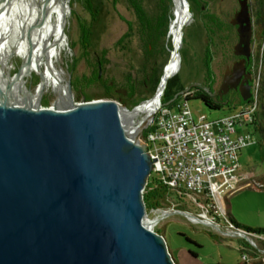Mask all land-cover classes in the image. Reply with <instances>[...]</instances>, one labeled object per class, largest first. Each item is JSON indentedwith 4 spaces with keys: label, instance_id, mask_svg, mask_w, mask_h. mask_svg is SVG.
<instances>
[{
    "label": "water",
    "instance_id": "water-1",
    "mask_svg": "<svg viewBox=\"0 0 264 264\" xmlns=\"http://www.w3.org/2000/svg\"><path fill=\"white\" fill-rule=\"evenodd\" d=\"M172 2L176 20L178 12L183 16L172 58L154 98L135 109L116 101L75 104L70 81L61 109L43 108V96L33 104L24 92L19 102L0 91V264H178L148 218L144 194L154 161L142 140L181 68L184 29L192 18L187 0ZM239 4L231 25L240 60L226 71L218 94L239 91L246 103L254 30L248 0ZM173 62L178 66L171 71ZM133 118H142L136 127Z\"/></svg>",
    "mask_w": 264,
    "mask_h": 264
},
{
    "label": "rangeland",
    "instance_id": "rangeland-1",
    "mask_svg": "<svg viewBox=\"0 0 264 264\" xmlns=\"http://www.w3.org/2000/svg\"><path fill=\"white\" fill-rule=\"evenodd\" d=\"M134 2L145 13L146 19L142 23ZM187 3L192 18L184 29L181 68L171 79L175 85L173 91L194 93L196 89H204L211 91L215 99L231 106L211 111L202 101L190 100L195 120L206 116L209 121L238 112L256 96L254 126L237 128L239 134L251 133L256 144L239 155V178L242 180L226 200L219 202L223 212L214 216V220L220 231L192 223L191 218L183 213L198 216L204 209L186 197L181 200L175 192H169L171 202L166 199L162 208L156 209L167 212V216L162 218V213L149 211L148 218L151 227L166 239L174 260L179 264H245L246 261L248 264H263L264 235H254L238 228L230 216L247 228L264 229V190L256 189V184L264 185V139L257 131L259 126L264 129V37L258 35L257 24L259 7L264 0H248L254 23L248 64V71L252 74V97L243 106H240L243 99L239 91H232L222 98L218 94L226 71L240 60L234 54L239 42L237 29L231 25L235 14L240 11L239 0H187ZM70 8L66 26L68 47L61 64L66 71L65 87H68V81L71 83L73 102L116 101L130 111L154 98L158 81L160 83L172 58L173 38L169 37L175 17L172 0H71ZM12 45L15 47L14 40ZM12 64L11 75L15 78L23 61L16 56ZM24 80L27 89L37 99L40 74L35 73ZM59 94L53 88L46 89L41 106L55 108L60 103ZM65 105L63 103L62 107ZM232 108L237 109L232 112ZM140 121H135L136 126ZM247 176L249 180H246ZM151 177L155 179L156 175L152 173ZM157 219L159 222L156 224L155 221L154 225L153 221ZM191 254L199 255L198 259Z\"/></svg>",
    "mask_w": 264,
    "mask_h": 264
},
{
    "label": "built area",
    "instance_id": "built-area-1",
    "mask_svg": "<svg viewBox=\"0 0 264 264\" xmlns=\"http://www.w3.org/2000/svg\"><path fill=\"white\" fill-rule=\"evenodd\" d=\"M194 93L188 92L174 105L162 107L142 140L154 161L153 174L158 182L181 200L186 197L204 209L198 216L183 214L194 224L219 230L214 220V216L223 212L219 202L226 200L242 180L239 155L256 144L251 133L239 134L237 128L254 126L257 98L220 120L209 121L206 116L195 120L187 100ZM245 178L249 180L248 176ZM166 199L171 202L170 196ZM152 212L162 213V218L168 214L159 210ZM155 221L159 222L154 220V225Z\"/></svg>",
    "mask_w": 264,
    "mask_h": 264
},
{
    "label": "bare ground",
    "instance_id": "bare-ground-1",
    "mask_svg": "<svg viewBox=\"0 0 264 264\" xmlns=\"http://www.w3.org/2000/svg\"><path fill=\"white\" fill-rule=\"evenodd\" d=\"M70 4L71 0H0V91L2 93L6 94L10 91L14 100L22 102L21 93L24 92L28 101L36 104L46 89L53 88L60 93V103L56 106L61 109L63 103L67 104L69 92L68 87L64 85L66 71L61 60L68 47L66 26L71 14ZM176 12L175 8L174 14ZM178 15L182 16L180 12ZM179 17L178 20L174 17L171 24L172 38L177 35ZM185 17L190 18L189 12L186 11ZM13 40L15 47L12 45ZM16 56L23 61L20 80L11 75L12 60ZM29 61L30 65H28ZM177 66L178 63L173 62L171 71ZM35 73L42 77L37 99L27 89L24 80ZM153 108L154 106L150 105L143 110L148 115ZM137 115L138 113H135V116ZM130 121L132 127H136L134 118Z\"/></svg>",
    "mask_w": 264,
    "mask_h": 264
},
{
    "label": "trees",
    "instance_id": "trees-1",
    "mask_svg": "<svg viewBox=\"0 0 264 264\" xmlns=\"http://www.w3.org/2000/svg\"><path fill=\"white\" fill-rule=\"evenodd\" d=\"M133 5H134V8L136 10V13L140 17L141 23H142V21H144L146 19L145 13L143 12L141 6L137 5L136 2H134ZM257 17H258L257 24L259 26L258 35H260V37H264V4L260 5ZM208 69H209V66H208ZM158 84H159V81H158ZM168 84L169 85H167V89H166L164 97H163V107H170V106L174 105L175 103H177L181 99H183V96L186 94V91H184V90H181L178 93H174L173 90L175 88V85H174L173 80H170ZM107 95H109V94H107ZM133 95H135L134 92H133ZM192 99H197V100L202 101L205 104V106L211 111H219V110L223 109L224 106H229L231 108L230 105H225L219 99H215L213 97L211 91H206L204 89H196L194 96L187 98L188 102ZM245 104L246 103L241 101L240 106H243ZM236 109L237 108H235V109L232 108V110L231 109L230 110L232 112H234ZM257 131H259L262 134V137L264 139L263 127L259 126ZM260 186H264V185L260 184ZM258 190H264V187L258 188ZM168 195H169L168 189L164 185L160 184L158 182L157 178L154 179V177H150V179L148 181L147 188L145 190V194H144V201H145V205H146L148 212L151 210L161 209L163 204L165 203ZM230 218H231V222L235 226H237L238 228L243 229L247 232H250L251 234H254V235H264V229L247 228L245 226L238 224L236 222V220H234L232 218V216H230ZM156 233L163 236L160 233V231H156ZM191 255H192V257L197 256V254H191ZM242 264H244V263H242ZM245 264H248V263L245 262Z\"/></svg>",
    "mask_w": 264,
    "mask_h": 264
},
{
    "label": "flooded vegetation",
    "instance_id": "flooded-vegetation-1",
    "mask_svg": "<svg viewBox=\"0 0 264 264\" xmlns=\"http://www.w3.org/2000/svg\"><path fill=\"white\" fill-rule=\"evenodd\" d=\"M250 12H251V9H250ZM251 15H252V12H251ZM253 26H254V23H253ZM237 29V28H236ZM239 59V58H238ZM249 72V71H248ZM251 73V72H250ZM252 75V74H251ZM235 92H237L238 93V91H235ZM256 189H258V188H256Z\"/></svg>",
    "mask_w": 264,
    "mask_h": 264
},
{
    "label": "crops",
    "instance_id": "crops-1",
    "mask_svg": "<svg viewBox=\"0 0 264 264\" xmlns=\"http://www.w3.org/2000/svg\"><path fill=\"white\" fill-rule=\"evenodd\" d=\"M199 255H197L196 257H193L195 260L198 259ZM178 263V262H177ZM179 264V263H178Z\"/></svg>",
    "mask_w": 264,
    "mask_h": 264
}]
</instances>
